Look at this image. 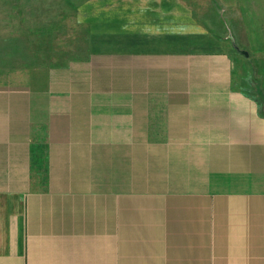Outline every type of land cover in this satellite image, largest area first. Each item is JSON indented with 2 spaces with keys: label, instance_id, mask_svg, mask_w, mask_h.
I'll list each match as a JSON object with an SVG mask.
<instances>
[{
  "label": "crops",
  "instance_id": "0c3cea01",
  "mask_svg": "<svg viewBox=\"0 0 264 264\" xmlns=\"http://www.w3.org/2000/svg\"><path fill=\"white\" fill-rule=\"evenodd\" d=\"M95 3L0 68V264H264V0Z\"/></svg>",
  "mask_w": 264,
  "mask_h": 264
},
{
  "label": "rangeland",
  "instance_id": "374dc122",
  "mask_svg": "<svg viewBox=\"0 0 264 264\" xmlns=\"http://www.w3.org/2000/svg\"><path fill=\"white\" fill-rule=\"evenodd\" d=\"M110 1L115 0H0V68L62 65L82 58L100 9L95 2ZM246 66L251 72L242 89L253 94L264 64L248 61Z\"/></svg>",
  "mask_w": 264,
  "mask_h": 264
}]
</instances>
